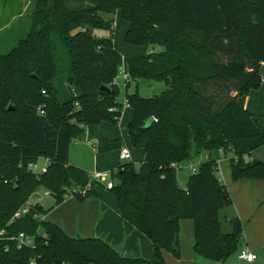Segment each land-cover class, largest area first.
Wrapping results in <instances>:
<instances>
[{
	"label": "trees",
	"instance_id": "trees-1",
	"mask_svg": "<svg viewBox=\"0 0 264 264\" xmlns=\"http://www.w3.org/2000/svg\"><path fill=\"white\" fill-rule=\"evenodd\" d=\"M31 10L29 32L0 53V264H168L165 251L180 258L186 219L193 252L226 261L241 244L242 224L233 218L231 230H222L219 211L232 201L216 161L231 151L234 181L264 179L262 160L242 159L264 145V133L238 99L261 85L264 0H35ZM117 10L129 23L124 39L150 46L149 52L126 58L115 48L114 20L106 15ZM122 63L130 74L127 133L146 157L139 166L121 162L108 189L122 218L153 243L154 261L122 257L102 239L68 236L34 218L33 212H46L38 203L11 221L40 191L60 203L90 182L86 169L68 162L69 144L85 136L87 125L120 118L124 102L114 79ZM143 77L162 79L166 88L152 96L129 93L130 81ZM94 147L97 153L121 149L123 139L98 137ZM205 153L179 187L180 162ZM41 157L48 160L45 172L27 168ZM96 183L74 196L95 195ZM22 231L34 238L18 248L9 236Z\"/></svg>",
	"mask_w": 264,
	"mask_h": 264
},
{
	"label": "crops",
	"instance_id": "crops-1",
	"mask_svg": "<svg viewBox=\"0 0 264 264\" xmlns=\"http://www.w3.org/2000/svg\"><path fill=\"white\" fill-rule=\"evenodd\" d=\"M259 72L261 76V85L259 88L253 89L247 95L239 96L238 99L241 105L261 122L260 120L264 118V61L260 63ZM91 126L94 127L95 125ZM85 134L88 137V131H85ZM98 137L113 138L118 136L98 135ZM98 137H96L95 142L91 144L93 150H95L94 146ZM107 152H116L119 157L120 149ZM95 153L94 171L110 170L113 172L112 166L105 162L107 161L106 154L97 153L96 150ZM252 154H254L255 159L257 158L264 162V160L259 157L256 150L251 153L250 158ZM131 159L132 154L130 160ZM120 163L121 162L116 163L117 167ZM98 164H102L106 169H98ZM226 178L229 183H225V185L230 194L234 209L229 221L233 218H238L242 224V237L240 239L241 244L239 248L235 253L230 255L224 264H264V179L251 180L243 178L239 181H234L233 179L230 180L229 177ZM102 194V190L99 189L94 195L98 200H92L88 197L81 203L73 198H69L68 201H65L67 198L65 196L62 202L54 203L53 208L48 214L44 213L45 220L60 226L68 236L83 239L92 237L100 240L102 239L122 257H140L148 261L156 260L153 243L149 237L138 230L133 224L131 225L123 219L120 212H118L115 207L114 202H112L110 206L103 204V200L101 199ZM45 196L51 198L50 195ZM34 198H40V195ZM51 199L55 202L54 198ZM37 203L39 204V201L31 204ZM68 203L70 207L75 206V208L78 206L84 207L89 205V203L93 205L89 208H84L75 215L70 209L65 211L67 210L66 206ZM182 222L183 223L180 224L181 233L179 240L180 258H176L165 251L163 257L168 264H196L199 257L206 258L193 252V225L191 221L185 220ZM226 231H230V229H226ZM243 249L252 251L257 255L256 260L249 262L244 259H239L237 254Z\"/></svg>",
	"mask_w": 264,
	"mask_h": 264
},
{
	"label": "rangeland",
	"instance_id": "rangeland-1",
	"mask_svg": "<svg viewBox=\"0 0 264 264\" xmlns=\"http://www.w3.org/2000/svg\"><path fill=\"white\" fill-rule=\"evenodd\" d=\"M35 0H0V53L1 52H7L12 47L16 46L17 41L21 38H24L26 34L29 32L31 28V9L34 6ZM105 15V14H104ZM107 17H112L114 20V27L113 32L111 35V39L113 41V44L115 48L123 54L124 57H135V56H142L143 54L149 52L152 48L150 46L145 45H134L128 43L125 39V33L126 29L129 26V23L122 17L119 10H117L114 14L106 15ZM95 34H100L101 36H109V32L102 29L94 30ZM155 48L162 49V46H155ZM166 88L165 82L162 79H149V78H137L134 80H131L127 91L129 93L132 92H138L140 96H152L159 94L163 89ZM119 94L117 99L119 101L124 102V106L122 108V113L120 118L117 122H110V121H102L101 123L97 124V126H91L87 125L85 127V131H88V137L85 136L82 137V139H74L69 144V156H68V162L79 167H84L89 174L94 172V156L96 155L95 150L92 149L91 144L95 142L96 137L98 135H108V136H118L123 138V147L128 149L132 154L131 161L136 166L140 165V162L143 161L146 157V153L143 148L135 147L130 139L129 134L127 133V124L129 123L131 119V107L129 106L128 102H126V99L124 97V89L125 87L120 85L119 86ZM260 129H262V133H264V118L260 120ZM91 131V132H90ZM89 138V139H87ZM257 154L261 159L264 160V145L255 149ZM106 154L107 161L106 163H109L113 168V173L116 172L118 162H124L126 160H121L116 152H107L102 153ZM232 152L228 151L224 155V153H221L217 159L218 162V168L219 172L221 173V182L224 184L229 183L226 177H229L230 180H232L231 177V167H230V157H232ZM197 158H193L189 161H182L177 166L176 170V179H177V185L181 188H184L187 184L188 177L192 174L190 163L196 162ZM251 159H255L254 154H252ZM45 158H39L37 160L38 166L43 165L45 163ZM98 169H106L102 164H98ZM102 171H110V170H102ZM112 181L115 183L117 180L115 178H112ZM107 181L105 180H99L95 184V190L98 192L99 189L102 190V200L103 204L110 206L112 202H114V205L116 207L115 198L111 191L106 186ZM230 187V186H229ZM40 198H34L30 197L29 201L30 203H36L39 201V205L42 207L43 210H45V214H48L51 209L54 206V201L51 198L46 197L42 191L39 192ZM82 195V194H81ZM65 201H68L69 198H73L74 200L78 202H84L88 197L92 200H98L97 198L93 196H87L84 198V200H79L74 195H68ZM95 203V202H94ZM92 203H89V205H86L84 207L78 206L75 208V206L70 207V204L66 206L65 211H68L69 209L72 210V212L75 213V215L83 210L84 208H89L92 206ZM68 207V208H67ZM93 209V208H92ZM233 204L223 207L220 209L218 217L220 224H222V230L226 231V229H230L232 227V224H230L229 219L232 217L233 213ZM74 215V214H73ZM188 219H186L187 221ZM181 220L180 224L183 223ZM183 225V224H182ZM184 227V226H182ZM40 230V227H38ZM1 232L4 234V231L1 230ZM0 232V233H1ZM33 236L30 235L28 238V243L33 242ZM198 257V256H197ZM230 257V255H229ZM228 257V258H229ZM227 258V259H228ZM227 261V260H226ZM224 262H215L211 261L209 259L199 257L197 259L196 264H224ZM209 262V263H208ZM227 264V263H226Z\"/></svg>",
	"mask_w": 264,
	"mask_h": 264
},
{
	"label": "built area",
	"instance_id": "built-area-1",
	"mask_svg": "<svg viewBox=\"0 0 264 264\" xmlns=\"http://www.w3.org/2000/svg\"><path fill=\"white\" fill-rule=\"evenodd\" d=\"M130 78V74L127 70H125V66L124 63H122L119 67H118V73L115 76L114 79V84L116 86H124L125 83H127V81ZM125 87V86H124ZM43 93H45V91H43ZM128 102V101H126ZM37 112L38 113H43V107L40 105L37 107ZM119 158L121 160H130L131 158V152L126 149L125 147H122L120 149V153H119ZM207 159V154H201L198 159L196 160V162H191L190 163V168L192 173L197 171V167L199 165V163L202 160H206ZM242 159L245 162H249V160L251 159L249 155L244 154L242 155ZM45 163H43V165L38 166L37 161H35L34 163H29L27 168H29V170L33 171L34 173H41V172H45L47 169V164H48V160L45 159ZM217 162V161H216ZM215 173L217 175V177H219L220 180H222L221 178V173L219 172V168H218V162H217V166L215 169ZM99 180H105L107 181V188H111L113 186V181H112V172L111 171H94L91 174H89V183L84 186L83 188L81 187H74L72 189H70V191L68 192V195H74L75 193H79V194H84L85 191L87 189L90 188L91 183L93 181L98 182ZM45 195H49L48 191H44L43 192ZM34 204L31 203H26L24 205H22L20 208H18L16 211H14V213L12 214L13 216L11 217V221L21 218L22 216H24L26 213H28L29 211L32 210ZM34 218L35 219H39V220H45V216L44 214L40 213V212H33ZM3 233L1 232L0 235H2ZM9 238L11 240H14L16 243V247L18 248H22L23 245L26 244H30L28 243V238L29 236L25 233V232H21L18 235H13V236H9ZM239 259L241 260H246L249 262H253L256 260L257 255H255L252 251L243 249L241 250L238 254ZM31 264H35L34 260L32 259Z\"/></svg>",
	"mask_w": 264,
	"mask_h": 264
},
{
	"label": "water",
	"instance_id": "water-1",
	"mask_svg": "<svg viewBox=\"0 0 264 264\" xmlns=\"http://www.w3.org/2000/svg\"><path fill=\"white\" fill-rule=\"evenodd\" d=\"M101 87H102L104 90H107V89H108L106 86H103V85H102ZM9 108L11 109V106H10ZM150 121H151V120H149L148 123H149ZM38 196H39V194L36 193V194H34L32 197H38Z\"/></svg>",
	"mask_w": 264,
	"mask_h": 264
}]
</instances>
